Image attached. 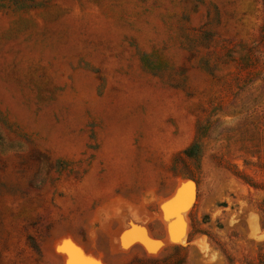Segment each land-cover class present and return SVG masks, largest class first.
<instances>
[{
    "label": "rangeland",
    "instance_id": "1",
    "mask_svg": "<svg viewBox=\"0 0 264 264\" xmlns=\"http://www.w3.org/2000/svg\"><path fill=\"white\" fill-rule=\"evenodd\" d=\"M70 248L264 264V0H0V264Z\"/></svg>",
    "mask_w": 264,
    "mask_h": 264
},
{
    "label": "water",
    "instance_id": "2",
    "mask_svg": "<svg viewBox=\"0 0 264 264\" xmlns=\"http://www.w3.org/2000/svg\"><path fill=\"white\" fill-rule=\"evenodd\" d=\"M137 238H140V235H138ZM71 250H75V249H73V248H72V249H71V248L69 249V254L66 255V257H65V258H66V260H65V264H69V261H70V260L76 261V259L73 257V255H74V254H78V253H77L76 250H75L76 253H73V252L71 253ZM72 257H73V258H72ZM84 261L87 262V261H92V260L84 259Z\"/></svg>",
    "mask_w": 264,
    "mask_h": 264
},
{
    "label": "snow or ice",
    "instance_id": "3",
    "mask_svg": "<svg viewBox=\"0 0 264 264\" xmlns=\"http://www.w3.org/2000/svg\"><path fill=\"white\" fill-rule=\"evenodd\" d=\"M61 250H63V249H61ZM69 264H96V262L95 261L81 262V261L70 260Z\"/></svg>",
    "mask_w": 264,
    "mask_h": 264
},
{
    "label": "bare ground",
    "instance_id": "4",
    "mask_svg": "<svg viewBox=\"0 0 264 264\" xmlns=\"http://www.w3.org/2000/svg\"><path fill=\"white\" fill-rule=\"evenodd\" d=\"M177 204H178V203H177L176 201H171L170 204H169V207L172 208V207L176 206ZM106 207H107V206H106ZM103 209H104V208H103ZM172 225H173V224H172ZM179 227H180V226H179ZM181 227H182V226H181ZM175 232H176V231H175ZM178 232H180V231H178ZM178 232H176V233H178ZM181 232H182V231H181ZM176 233L173 234V237L175 236ZM135 238H136V237H135ZM126 243H127V242H126ZM117 248H118V247H117ZM115 250H116V249H115ZM120 251H121V250H120ZM90 252L93 253L94 251L91 250ZM111 252H112V251H111Z\"/></svg>",
    "mask_w": 264,
    "mask_h": 264
}]
</instances>
